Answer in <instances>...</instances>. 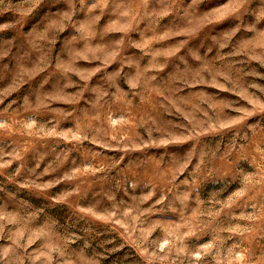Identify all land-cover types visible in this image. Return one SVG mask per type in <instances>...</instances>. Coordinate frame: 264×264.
Instances as JSON below:
<instances>
[{
	"label": "rangeland",
	"instance_id": "1",
	"mask_svg": "<svg viewBox=\"0 0 264 264\" xmlns=\"http://www.w3.org/2000/svg\"><path fill=\"white\" fill-rule=\"evenodd\" d=\"M0 264H264V0H0Z\"/></svg>",
	"mask_w": 264,
	"mask_h": 264
}]
</instances>
